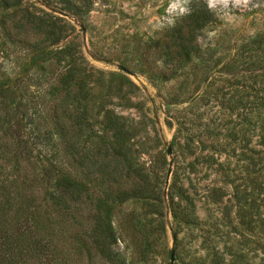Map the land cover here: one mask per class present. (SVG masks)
Returning <instances> with one entry per match:
<instances>
[{
	"label": "rangeland",
	"instance_id": "1",
	"mask_svg": "<svg viewBox=\"0 0 264 264\" xmlns=\"http://www.w3.org/2000/svg\"><path fill=\"white\" fill-rule=\"evenodd\" d=\"M170 3L22 0L62 25L55 46L0 7V81L26 77L38 94L70 63L93 133L115 120L144 181L111 209L125 264H264V0L209 9L202 27L191 12L206 0L174 27ZM35 42L51 54L33 57Z\"/></svg>",
	"mask_w": 264,
	"mask_h": 264
},
{
	"label": "trees",
	"instance_id": "2",
	"mask_svg": "<svg viewBox=\"0 0 264 264\" xmlns=\"http://www.w3.org/2000/svg\"><path fill=\"white\" fill-rule=\"evenodd\" d=\"M21 2L0 0V7L17 8L16 22L55 46L62 25ZM191 15L196 27L213 19L206 6ZM39 42L32 56L51 54ZM26 79L0 81V264H125L111 209L142 192L144 181L119 147L115 120L108 116L93 133L90 93L70 63L38 94Z\"/></svg>",
	"mask_w": 264,
	"mask_h": 264
},
{
	"label": "clouds",
	"instance_id": "3",
	"mask_svg": "<svg viewBox=\"0 0 264 264\" xmlns=\"http://www.w3.org/2000/svg\"><path fill=\"white\" fill-rule=\"evenodd\" d=\"M190 0H171L169 8L166 10L169 13V17H166L167 25L175 26V16H183L190 12L187 5ZM209 9L215 10L218 6L227 9L230 5L232 7L239 8L241 6H247L249 0H206ZM163 26V25H161ZM199 40V38H197Z\"/></svg>",
	"mask_w": 264,
	"mask_h": 264
}]
</instances>
